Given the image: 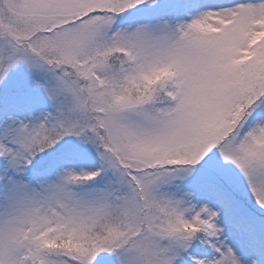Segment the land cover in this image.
Masks as SVG:
<instances>
[{"label": "snow or ice", "instance_id": "6c2138e0", "mask_svg": "<svg viewBox=\"0 0 264 264\" xmlns=\"http://www.w3.org/2000/svg\"><path fill=\"white\" fill-rule=\"evenodd\" d=\"M0 264H264V0H0Z\"/></svg>", "mask_w": 264, "mask_h": 264}]
</instances>
